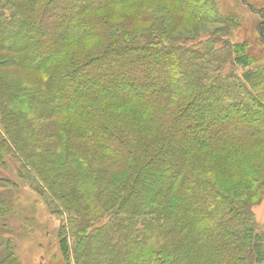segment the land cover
Wrapping results in <instances>:
<instances>
[{
  "label": "trees",
  "instance_id": "16d2710c",
  "mask_svg": "<svg viewBox=\"0 0 264 264\" xmlns=\"http://www.w3.org/2000/svg\"><path fill=\"white\" fill-rule=\"evenodd\" d=\"M46 1L0 0V48H26L31 59L41 65L63 53L69 38L119 34L94 54H67L69 61L39 90L34 85L0 77V162L8 153L13 154L23 169L31 170L43 183L56 206L74 215L68 221L75 239L71 251L75 261L263 262L264 241L254 233L251 206L205 177L207 167L203 164L197 166L193 159L185 157L193 154L194 144L215 151L231 150L243 140L264 135V102L256 95L258 86L264 84V71L248 70L242 79L222 73L234 53L240 55L234 62L250 65L241 47L217 50L211 42L202 47L188 45L165 39L164 34L149 37L138 33L127 38L105 18L107 23L100 26L101 17L84 14L86 9L98 10L106 3L124 0ZM184 3L199 18L216 13L209 0ZM60 8L70 11L66 26H44ZM261 12L264 15V10ZM260 33L264 38V23ZM122 36L126 41H121ZM18 60L24 62L23 58ZM93 71L105 75V81L96 84L77 80V76L88 77ZM117 81L125 84L117 87ZM101 102L133 106L146 116L156 136L147 137L144 146L131 142L129 127L112 118L114 113ZM38 109H42L40 114ZM69 112L78 116L75 137L89 141L108 162L123 163L120 173L106 175L102 167L92 163L88 152L72 156L48 144L27 140L40 120ZM220 112L224 117L219 125L213 128L206 123L207 114L219 117ZM237 115L253 117L256 123L234 124L232 118ZM259 162L264 164L263 156ZM247 183L253 189L261 185L251 177ZM171 190L177 191L183 207L162 201ZM85 195L98 197L95 200L99 210ZM65 228L61 232L66 240ZM174 232H183L185 239L154 244L158 242L157 235ZM0 264L18 262L9 253Z\"/></svg>",
  "mask_w": 264,
  "mask_h": 264
},
{
  "label": "rangeland",
  "instance_id": "374dc122",
  "mask_svg": "<svg viewBox=\"0 0 264 264\" xmlns=\"http://www.w3.org/2000/svg\"><path fill=\"white\" fill-rule=\"evenodd\" d=\"M198 1L203 3V0ZM209 1L216 13L212 12L211 17L206 18L195 15L190 9L191 6L184 3L185 0L115 1L111 4L106 3L98 10L86 9L84 14L91 18L101 17L100 26L107 22L118 26L127 38L138 33L149 37L164 34L165 39L169 38L174 42L184 41L188 45L202 47L211 42L217 50L230 47L234 50L235 47H241L242 55L249 56L250 65L245 66L240 60L239 63L234 62L240 56L234 53L224 64L222 73L226 75L232 73L242 79L248 70L264 71V38L260 33L261 24L264 23V15L261 12V9L264 10V0ZM38 2L43 4L47 1L38 0ZM216 14L218 18L214 16ZM69 16L70 11L66 12L64 8H60L52 19L44 23V26L54 25L57 29L64 28L67 24L66 17ZM117 36L119 37V34L106 37L96 33L87 38H69L68 44H64L63 53L49 58L41 65L31 59V53L26 48L10 50L2 47L0 77L28 83L39 90L47 86L51 78L69 61L70 57L67 54L75 53L77 56L94 54ZM124 37L121 41H126ZM18 58H23L24 62ZM104 77L105 75L93 71L88 77L77 76V80L99 84L105 81ZM134 78L139 80L137 76ZM123 83L117 81L115 84L119 87ZM258 89L256 95L264 102V84H260ZM101 103L114 113L112 118L122 121L129 127L132 132L129 133L131 142L144 146L147 137L156 136L157 131L149 125L146 116L137 112L133 106ZM38 110L36 112L40 114L42 109ZM218 115L219 117H215L212 113L207 114L206 123L215 128L219 125V120H223L224 117L222 112ZM77 118L78 116L70 112L55 113L50 118L45 117L36 124L27 140L48 144L72 156L88 152L91 156H88L89 159L93 158L92 163L102 167L101 171L106 175L113 177L120 173L123 170V163L108 162L103 152L95 150L89 141L75 137ZM242 122L251 125L256 123V120L253 117L245 119L238 115L232 118L234 124ZM48 128H51L52 132H46ZM26 133L31 132L28 129ZM191 147L195 148L193 154L187 153L185 158L193 159L195 161L193 163L197 166L203 164L207 167L205 177L213 180L233 198L251 206L254 233L259 234L264 241V164L259 162L261 156L264 157V135H255L243 140L239 147L231 150L215 151L209 147H200L198 144ZM194 151L198 155H194ZM250 177L261 184L257 189L248 188L247 179ZM43 186L31 170L23 169L21 162L13 154L8 153L4 162H0V260L12 253L18 264H78L71 253L75 239L69 231L68 221L74 215L61 209L59 204L56 206L50 193ZM176 193L177 191L171 190L162 201L166 205L183 207L184 204L177 198ZM85 198H92L95 209H98L97 196L85 195ZM63 227H66V240L61 232ZM156 237L158 242L154 244L161 246V242L183 241L185 234L174 232L167 235L159 234ZM260 264H264V261Z\"/></svg>",
  "mask_w": 264,
  "mask_h": 264
}]
</instances>
